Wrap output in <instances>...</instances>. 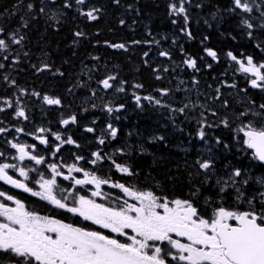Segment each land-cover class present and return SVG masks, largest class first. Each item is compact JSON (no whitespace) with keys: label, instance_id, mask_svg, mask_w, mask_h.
<instances>
[{"label":"snow or ice","instance_id":"1","mask_svg":"<svg viewBox=\"0 0 264 264\" xmlns=\"http://www.w3.org/2000/svg\"><path fill=\"white\" fill-rule=\"evenodd\" d=\"M114 2L119 4L120 0ZM87 3L88 0H63L62 4L57 5V0H40L38 11L45 14L49 5L55 6L51 9L50 19L57 24L60 23L61 17L67 14L65 10L73 8L80 16L90 21L97 20L100 9L95 6L86 8ZM193 7L199 9L205 7V4L203 0H196L195 4L193 0H168V15L172 24L179 26L182 21L179 32L189 40L195 39L190 28ZM26 8L35 18L36 5L29 2ZM211 15L217 23L225 16L236 17L237 26L250 40L257 41L255 48L264 54V40H259L254 35L257 31L264 34V0H229L223 9L218 7ZM204 22L212 27L207 19ZM22 27H28V21L23 18ZM19 32V28L8 32L0 26V60L9 61L12 45L22 44L25 37ZM84 35L82 31L74 33L75 37ZM208 39L209 37L205 36L201 40L203 46L201 56H193L183 49V45L180 46L184 56L181 64L191 69L193 73L201 71L199 62H204L206 69L213 68V63L207 62L205 58H210L217 64L220 62L218 51L207 46ZM176 42L175 39L172 41L173 44ZM143 43L159 45L160 41ZM108 46L127 50L124 43ZM24 55L27 56L28 53L25 52ZM158 55L172 61V53L169 50H161ZM224 55L231 62L229 67L233 75H241L252 89L264 91V59H257L256 56L243 52L237 54L232 50H228ZM144 56H149V52H145ZM18 62L17 54L11 63ZM173 64L171 69L164 66L154 68L153 71L175 72L180 65H176L175 62ZM32 67L37 72L51 70V65L47 62ZM4 68L5 63L0 62V70ZM55 74L62 76L63 72L57 69ZM223 75L227 76V71ZM156 79L160 80L162 76L157 74ZM3 80L9 87L17 88L19 95L14 93L15 100L11 97H0L2 105L0 112L6 108L13 109L14 119L29 121V110L22 99L28 93L25 89L19 88L15 79L8 75H4ZM97 83L98 88L90 90L87 100L100 99V110L106 112L112 120L119 121L121 116L114 114L124 112L126 104H115L111 100L105 103L104 97L99 96V93H108L111 90L113 93L126 94L128 82L118 79L117 75H108ZM184 83L183 80L179 82L180 85ZM192 84L193 88L199 84L195 75ZM131 87L142 89L144 86L135 83ZM223 87L235 89L237 85L235 82L221 80L220 86L215 88L216 95L210 99L220 101L224 95L221 90ZM177 90H181L179 86ZM156 91L160 98L153 95L141 96L133 91L132 97L136 108L143 110L144 101L154 107H165L170 112L180 114H184L186 109L204 108L202 104L192 103L190 97L187 98L189 102L175 108L162 99L170 95L171 89L160 88ZM31 95L40 98L44 105L63 107L59 96L48 94L41 96L35 91ZM252 104L253 107L236 115V120L240 123L233 130V139L239 152L246 153L251 150V159L264 166V104H260L258 110L255 109L254 102ZM221 106L228 108L229 102L224 99ZM91 107L96 109L98 105L92 103ZM83 111L87 112L89 109L84 108ZM207 111L212 116L218 115L211 108ZM200 116L196 134L201 141L207 142L205 129L219 125L209 123L204 112H201ZM79 123L78 115L72 113L67 117L61 114L59 124L64 131H53L51 127L44 126L36 127L32 132L26 131L23 126L0 127V134L14 131L38 141V144L21 143L16 137L7 141L10 148L15 150V155L0 151V160L11 161L0 162V181L14 189L29 193L32 197H38L55 210H62L114 235L105 234L96 228L66 222L53 215H41L34 209L30 210L21 199L0 190V264H264V177L249 176L248 168L233 166L226 173V178L219 176L215 179L217 199L205 197L203 206L199 203L200 187L197 186H194L187 198L158 195L154 190L140 189L135 184L113 181L110 175L102 173L100 166L107 162L110 168L114 167L123 175L129 177L136 175L128 165L118 162L119 156L127 155L123 148L111 153L104 150L117 139L120 132L111 121L106 122L99 132L94 126L95 120L92 121L93 126L84 127L83 131L95 136L98 146L90 156L72 153L69 158L64 157L62 149L65 145L81 148V144L68 133L70 126ZM220 124L231 128L227 118L221 119ZM153 139L164 140V137ZM215 142L222 143L220 138H216ZM39 146L44 148L41 149ZM223 147L230 149L231 146L223 144ZM68 159L72 162L68 163ZM26 161L31 162L33 166L30 167ZM85 165L92 167L87 168ZM193 167L200 170L196 175L203 172L204 180L201 186L215 176L212 157L196 159ZM9 170L18 176L10 174ZM58 178L70 181L69 186L63 187ZM250 180L258 185L255 190H251ZM104 185L118 189L123 196L105 193L102 190ZM87 186H94L95 190H92L90 195L81 194V190H86ZM230 190L234 193L233 205L225 206V197L229 195ZM95 198L106 202H97Z\"/></svg>","mask_w":264,"mask_h":264},{"label":"trees","instance_id":"2","mask_svg":"<svg viewBox=\"0 0 264 264\" xmlns=\"http://www.w3.org/2000/svg\"><path fill=\"white\" fill-rule=\"evenodd\" d=\"M37 0H0V26L2 19L9 20V24H15L20 29V33L25 37L21 44L19 53V62L0 70V97H11L15 100L14 93L19 95L17 88L9 87L8 83L3 80L4 75L15 79L19 88H23L28 93L22 97L29 110V121H21L13 118V109L0 112V127L12 128L13 126H23L26 131L32 132L36 127H51L53 131L60 130L59 120L61 114L67 117L69 114H77L79 125L70 126L68 133L73 135L80 144L81 148H74V153H83L90 156L92 151L97 149L94 137L83 131L85 126H93L92 121H96L97 131L102 129L106 122L111 121L120 129L117 141L107 145L115 150L123 148L127 155L121 156L122 162L129 163V167L136 173L131 177L123 176L121 182L126 184H135L140 189L154 190L158 195H166L169 198L179 197L187 198L194 186L200 187L199 203L204 205V198L211 197L217 199L215 179L219 176H225L233 166H239L247 158L244 155L240 158L241 152L238 151L236 142L233 139L234 129L240 123L236 120V115L245 111L249 107L247 100H254L260 95L252 89L248 82L239 74L233 75L229 67L230 61L224 55L228 50L239 54L244 53L243 40L236 36L244 33L237 26V18L225 16L224 19L217 23L212 19L211 13L219 7L223 9L229 0H203L205 7L191 9L190 28L195 39L189 40L179 32L180 25H174L168 15V0H120L116 4L114 0H88L87 7L95 6L100 9L98 19L88 20L80 16L73 8V17L71 21H66L68 12L61 17L57 24L50 19L52 12L47 11L42 20L38 19L39 6ZM31 2L36 5L37 11L35 18L33 14L28 13L26 5ZM61 2V0H57ZM196 3V0H193ZM19 4L20 6H18ZM17 5V6H16ZM131 5V7H129ZM23 20L28 21V27H22ZM208 20L212 27L205 24ZM123 21V23H121ZM8 24V28L9 25ZM12 29V27H10ZM76 31L85 33L83 37H75ZM254 34H262L257 31ZM207 36V46L216 49L220 55V62L214 63L210 58H205L207 62L213 63L212 69L204 68V62H199L201 71L193 73L181 64L184 56L181 53L180 46L193 56L203 55V46L201 40ZM235 37V39H232ZM176 40V44L172 41ZM159 40L160 44H147L144 41ZM75 41V43H74ZM133 41H141L140 44H134ZM107 42V43H106ZM124 43L127 50L109 47V44ZM250 43H254L253 40ZM251 48V46H250ZM161 50H169L172 53V61L158 55ZM28 55L25 56L24 53ZM149 52L145 57L144 53ZM246 54H254L250 50ZM145 61H148L146 64ZM5 63V61L0 60ZM43 62L51 65V70L37 72L32 65L40 66ZM180 65L175 72L168 73L154 72V68L164 66L170 69ZM63 72V75L55 74L56 70ZM227 71V76L223 73ZM162 76L157 80L156 75ZM108 75H117L118 79L127 81V93L117 94L109 90L104 97V102L114 101L115 104L125 103L126 110L120 115L119 121L112 120L106 112L100 110L101 101L98 98L87 100L90 96V90L98 88V81ZM193 75L199 80V84L193 88ZM183 80L185 83L180 85ZM226 80L229 83L235 82L237 87H223V97L220 101H213L210 97L215 96V88L220 86V81ZM135 83L143 84L142 89H133L131 85ZM85 85L86 87H82ZM211 85V87H209ZM181 90H177V88ZM169 88L171 93L162 99L175 108L182 107L184 103L189 102L190 97L194 104H202L204 108L195 107L186 109L184 114L170 112L165 107H154L147 101H144V108H136L132 97L133 91L141 96L153 95L160 98L157 89ZM189 89L190 91H184ZM247 89V91H242ZM71 90V91H70ZM35 91L42 95L48 94L59 96L62 99L63 107L47 106L42 103L38 97L31 93ZM264 96V91H260ZM229 102L228 108L222 107V100ZM87 100V103L85 102ZM246 101V102H245ZM255 101V100H254ZM245 102V104H244ZM257 102V101H255ZM92 103L98 107L92 109ZM264 104V99L260 100ZM259 104V105H260ZM257 103L254 105L258 110ZM89 111L84 112L83 109ZM218 113L212 116L207 109ZM204 112L209 123L219 125L218 127L206 128L211 129V136L216 139L220 138L221 144L215 146L218 148L211 153L202 149L201 140L197 136V129L194 119L191 115H200ZM159 113V114H158ZM168 115L175 116L167 118ZM183 115L185 120L179 121L178 117ZM124 117H127L126 119ZM227 118L231 128H226L220 124L221 119ZM182 122V123H181ZM13 135L15 133L10 131ZM163 136L164 140H154V137ZM232 137H231V136ZM24 143L32 144L38 141L33 137L22 134ZM12 139L11 134H0V151L5 152L2 145L7 144L5 140ZM223 144L230 145V149H225ZM197 145V148H196ZM105 147L106 152L109 151ZM118 146V148H115ZM43 149L44 146H39ZM71 150L70 145H65L62 154ZM13 155V151L5 152ZM250 153V152H249ZM251 154V153H250ZM212 157L214 160L215 176L207 184L201 186L204 180L203 172L200 175L196 173L200 170L193 167L194 161L198 158L204 159ZM0 162H11L3 161ZM68 162V160H67ZM30 167L33 166L27 163ZM258 165V164H257ZM248 168L249 176L264 177V167L257 166L258 170L253 167ZM114 179V175H112ZM251 190H255L258 185L250 180ZM0 190L3 189L0 183ZM8 192V191H7ZM9 193L21 199L26 206L32 210V200L25 195L16 191ZM234 193L230 190L229 195L225 197V206L233 205ZM11 203V202H8ZM50 206L45 203L42 210H49ZM44 215H52L48 212ZM66 222L68 220L64 218Z\"/></svg>","mask_w":264,"mask_h":264},{"label":"flooded vegetation","instance_id":"3","mask_svg":"<svg viewBox=\"0 0 264 264\" xmlns=\"http://www.w3.org/2000/svg\"><path fill=\"white\" fill-rule=\"evenodd\" d=\"M36 2H37V4H38V6L40 7V0H37ZM62 2H63V0H61V2H57V5L62 4ZM17 5L20 6L19 4H17ZM17 5H16V6H17ZM54 7H55V6H53V5H49L48 9H46L45 14L47 13V11L51 12V9L54 8ZM65 11L68 12V18H67L66 21H71V20H72V17H73V9H72V10H65ZM45 14H40V13H39L38 19H39V20H42V18H44ZM1 23H2L1 26L4 27L8 32H11V31H14V30L18 29L17 26H16L15 24H12V25L9 24V20H4V19H2V22H1ZM8 24L10 25L9 28H8ZM10 27H12V29H11ZM19 34H20V35H23V34H21L20 32H19ZM242 34H243V35H241V36H236V37H237V39L240 38V39L243 40L244 43H243V45L241 46V49L244 48V50H243L244 53L246 54V53H248L250 50H252V51L254 52V54L256 55L257 59H264V54L260 53V52L255 48V43H256L257 41H256V40H253L254 43H250L251 40H250V39H249L244 33H242ZM254 35H255L259 40H264V34H254ZM250 46H251V48H250ZM20 50H21V45H12V48H11V55H10L9 61H5L6 69H10V66L13 65V64L11 63V61H12L13 57L17 56V54L19 55ZM254 90H255L256 92H258L260 95H258V97H255V98H254V100L257 101V102H255V101L253 100V98L247 100L248 105H251V106H253L252 102H254V105H255L256 103L259 105V104H260V103H259L260 100L264 99V96H262V93L260 92V90H258V89H254ZM107 94H108V93H104V92L102 93L103 96H104V95H107ZM245 102H246V101H245ZM245 102H244V104H245ZM0 106H2V105H0ZM7 110H9V109L6 108L5 111H7ZM3 112H4V111H3ZM174 117H175V116H172V115H168V116H167L168 119H169V118H174ZM190 117H191V118H195V119H194V124H195V127L198 128L199 125L197 124V121L201 118V116H200V115H191ZM178 119H179V121H183V120H185V117H184L183 115H181V116L178 117ZM181 123H182V122H181ZM205 131H206V141H207V142H205V141H201V143H202L201 148H202V149H205V151H206L207 153H211V152H213V150L216 151L218 148H215V146H218L219 144H217V143L215 142L216 139H214V138L211 136V133H212V132H211V129H207V130H205ZM84 132H85V131H84ZM98 132H99V131H98ZM86 133H87V132H86ZM5 134H11L13 137H16V138L19 140V142L24 143V139H25V138H23V136H22L21 133L18 134V135H13V134L10 133V132L2 133L3 136H5ZM87 134H90V133H87ZM90 135L93 136V137H94V140L96 141L95 136H94L93 134H90ZM160 136H161V135H160ZM230 136H231V135H230ZM231 137H232V136H231ZM215 138H217V134H216V137H215ZM3 140L6 141L5 138H3ZM11 140H13V138H12V139H7V141H11ZM117 140H118V139L112 141L111 143H113V142H115V141H117ZM7 141H6V142H7ZM118 141H119V140H118ZM13 142H15V141H13ZM111 143H110V144H111ZM32 144H33V143H32ZM36 144H37V143H36ZM2 145H3V147H4L5 150H6L5 152H9V150L11 149L10 146H9L8 144H4L3 142H2ZM107 147H108V146H107ZM70 148H71V150H69V151L66 153V155H65L66 158H69V157L71 156V154L74 153V151H72V150L75 148V146L70 145ZM108 148H109V151H108L109 153H111V152H113V151L116 150V149L113 150V149H111L110 147H108ZM115 148H118V146H116ZM196 148H197V145H196ZM11 150L13 151V155H15V150H13V149H11ZM244 155H247L246 161H245V159H243L244 162H243V163H238V165H239V166H243V167H249V166H250V167H253L255 170H258V169H257V166H258V165H257V162L254 161L253 159H251V154L249 153V150H248L246 153H241L240 158L242 159V157H243ZM117 159H118V162H120V163H122V164H126V165L129 166V163H127V162H122V161H121V156H119ZM71 162H72V160H71V159H68V163H71ZM25 163H30V164H32L31 162H27V161H26ZM85 167H87V168H91L92 166H91V165H85ZM100 167H101V169H102V173H103V174L110 175V176H111V179H112L113 181H119V182H121L122 177H123V176H126V175H123V174L117 172V171L114 169V167L110 168V164L107 163V162L104 163L103 165H101ZM9 171H10V174H13V175L18 176V174L12 173L11 170H9ZM65 172H66V170H65ZM98 174H101V173H98ZM75 175H78V176H79V174H75ZM112 175H114V179L112 178ZM126 177H129V176H126ZM253 177H254V176H253ZM58 182H59L63 187H68L69 184H70V181H65V180H63L62 178H58ZM0 183H1V185L3 186V189H6V190L8 191V193H14V194H16V193L14 192V191H16V192H18V193H20V194H22V195H25V196H27L28 198H30V199L32 200V204H30V205H31V208L34 209V210H36V211H38L41 215H44V214L50 212V213H52L53 216H56L57 218H61V219L66 218V219L68 220V222H72V223L80 224V225H82V226H88V227H90V228H96L97 230H100V231L105 232V234L114 235V234L108 233L107 230H104V229H98V226L91 225L90 222H83V221L80 220L79 218L74 217V216H72L71 214L66 213V212H64V211H62V210H55L51 205H49V206H50L49 210H42L41 208L44 207V205H45L46 202L39 200L38 197H32L29 193H24V192H23L22 190H20V189H14V188H12L10 185H6V184H4L2 181H0ZM92 190H95V189H94V186H87V189H86V190H81V194H84V195H90V192H91ZM102 190H103L105 193H113V194H117V195L123 196V194L120 193L118 189H112V188H110V187L107 186V185L102 186ZM95 199H97V202H106V201H101L100 198H95ZM25 204H26V203H25ZM30 210H31V209H30Z\"/></svg>","mask_w":264,"mask_h":264},{"label":"bare ground","instance_id":"4","mask_svg":"<svg viewBox=\"0 0 264 264\" xmlns=\"http://www.w3.org/2000/svg\"><path fill=\"white\" fill-rule=\"evenodd\" d=\"M159 114V113H158Z\"/></svg>","mask_w":264,"mask_h":264}]
</instances>
